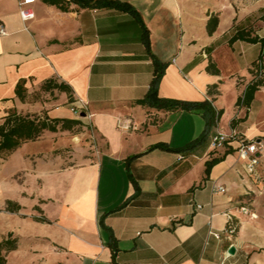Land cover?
<instances>
[{"label": "crops", "instance_id": "crops-1", "mask_svg": "<svg viewBox=\"0 0 264 264\" xmlns=\"http://www.w3.org/2000/svg\"><path fill=\"white\" fill-rule=\"evenodd\" d=\"M21 1L0 0L6 32L0 33V125L11 111L79 120L84 142L75 144L71 131H45L0 159V243L17 240L15 250L3 253L6 264H264V202L251 199L261 194L264 175V87L249 108L237 106L261 45L230 43L235 28L251 25L264 38V3L119 0L141 15L150 53L131 14L74 4L62 11L35 0L28 6L34 18L23 21ZM212 15L219 25L209 35ZM154 57L165 64L159 97L210 101L223 113L211 129L203 108L137 103L155 76ZM50 79L70 87L72 103L58 90L37 102L16 95L22 80L33 94ZM120 120L135 129L120 130ZM217 133L232 142L213 151ZM202 136L189 151L152 149H182ZM241 139L263 146L255 175L237 153ZM133 157L136 183L127 164ZM216 158L207 173V162ZM9 203L19 210H9Z\"/></svg>", "mask_w": 264, "mask_h": 264}, {"label": "trees", "instance_id": "trees-1", "mask_svg": "<svg viewBox=\"0 0 264 264\" xmlns=\"http://www.w3.org/2000/svg\"><path fill=\"white\" fill-rule=\"evenodd\" d=\"M46 4L56 6L62 11H69L72 4L78 6L79 8H91V9H100V10H113L119 13H128L133 15L139 24L143 28V43L145 44L147 50L151 53V42H150V32L145 23L143 22L139 12L129 3H125L119 0H43ZM264 12V9H263ZM264 19V15L261 16V20ZM219 25V16L212 15L207 22V32L209 35H213L217 30ZM236 41H244L250 44H260L261 52L256 61H254L250 68V73L252 75L251 82L246 86L242 96L237 102L239 108H249L256 92L264 87V38H260L255 33L253 26H248L243 29H234L233 35L230 38V43ZM155 64V76L153 78L152 84L148 90L147 95L143 100L138 101L137 103L146 107H153L158 109L165 110H176V109H199L203 108L206 110L205 115L208 114V128L211 127L220 119L222 116V111L216 112L210 101H205L202 103H190L184 101L168 100L159 97L158 95V85L161 77L164 73L165 64L161 63L156 57H154ZM209 70L213 73L218 74L219 70L214 64L209 65ZM26 81L22 80L18 83L16 88V95L21 99V101H31V102L40 101V94L33 93L28 94L27 89L25 88ZM215 88V87H214ZM54 90L59 92H67L69 94V103L73 102V98L70 94V87L64 83H59L55 79H50L46 81L42 86L40 91L43 93H49ZM234 125V121H233ZM81 122L79 120L71 119H51L46 114L43 116L38 115H23L17 111H11L4 119V122L0 125V159L6 160L12 153L19 149L23 144L29 141H35L40 138L45 131L57 132L62 131H72L76 127H80ZM203 140V136L193 143L189 144L187 147L182 149H173L165 145H156L152 149H162L170 152H184L193 149L199 142ZM246 142H250L245 140ZM129 158L127 164L129 165L130 160L134 159ZM221 158L212 159L207 162L206 172L209 173L211 167L219 162ZM129 175L134 183H136L140 177L135 175L131 170V165L128 166ZM134 197L128 199L123 205L118 209L112 211L117 212L122 208L126 207ZM18 205L12 203L8 204V209L11 211L19 210ZM234 225V224H231ZM237 228L235 229V232ZM17 248L16 239H7L0 243V264H6V255L4 252H10Z\"/></svg>", "mask_w": 264, "mask_h": 264}, {"label": "built area", "instance_id": "built-area-1", "mask_svg": "<svg viewBox=\"0 0 264 264\" xmlns=\"http://www.w3.org/2000/svg\"><path fill=\"white\" fill-rule=\"evenodd\" d=\"M35 0H22L20 2V15L23 21H29L34 18V12L32 9H30L28 6L31 5ZM0 33L5 34V29L4 27H0ZM72 111L79 115V111L76 109H72ZM118 128L120 130H125L129 131L131 129H135L133 125L128 122V121H122L120 120L118 122ZM232 142L231 137L223 134V133H217L211 136L210 139V147L213 151L218 150V149H223L224 147L230 145ZM263 146L260 142H257L256 140H252L250 142H246L244 139L240 140L239 146L237 147V153L240 157V159L244 163V167L246 172L249 175H255L257 173L258 166L260 165V156L259 154L262 152ZM216 191L219 192H226V189L223 187H218L215 189ZM198 209H201L202 206H198ZM245 212L246 209H244ZM236 227L234 225H231L227 229V233L229 235H233L235 233ZM213 235L219 239L220 235L217 233H213Z\"/></svg>", "mask_w": 264, "mask_h": 264}, {"label": "rangeland", "instance_id": "rangeland-1", "mask_svg": "<svg viewBox=\"0 0 264 264\" xmlns=\"http://www.w3.org/2000/svg\"><path fill=\"white\" fill-rule=\"evenodd\" d=\"M258 1H260V0H249V2H250V5L251 4H255V3H257ZM262 3H264V0H261V4ZM222 64V63H221ZM223 66V68H225L224 66L225 65H222ZM226 69V68H225ZM35 93H38V94H40V100H42V98H43V96L45 95V93H43V92H41V91H37V92H35ZM34 93V94H35ZM33 94V95H34ZM32 99H33V97H31V101H32ZM80 132H81V128L80 127H76V128H74L72 131H71V136H73V138H74V143L76 144V143H80V144H83V142H84V140H81V139H79L78 140V136H79V134H80ZM75 138H77V139H75ZM264 140V139H263ZM69 151L71 150V149H68ZM253 197H251V199L252 200H254V199H256V198H260L261 199V201L262 202H264V175L263 174H261V194H257V195H255V194H253L252 195Z\"/></svg>", "mask_w": 264, "mask_h": 264}, {"label": "water", "instance_id": "water-1", "mask_svg": "<svg viewBox=\"0 0 264 264\" xmlns=\"http://www.w3.org/2000/svg\"><path fill=\"white\" fill-rule=\"evenodd\" d=\"M82 116H85V114H83ZM235 253H236V248L232 246V247L229 249V254H230V255H235Z\"/></svg>", "mask_w": 264, "mask_h": 264}]
</instances>
